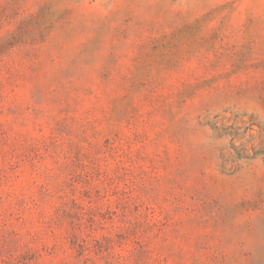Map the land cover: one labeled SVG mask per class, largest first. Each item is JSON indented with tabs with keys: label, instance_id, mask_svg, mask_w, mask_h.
Masks as SVG:
<instances>
[{
	"label": "rangeland",
	"instance_id": "obj_1",
	"mask_svg": "<svg viewBox=\"0 0 264 264\" xmlns=\"http://www.w3.org/2000/svg\"><path fill=\"white\" fill-rule=\"evenodd\" d=\"M0 264H264V0H0Z\"/></svg>",
	"mask_w": 264,
	"mask_h": 264
}]
</instances>
